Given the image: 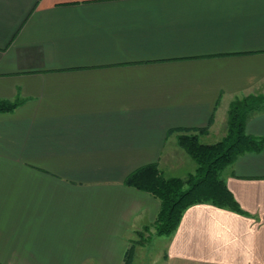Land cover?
<instances>
[{"label": "crops", "instance_id": "1", "mask_svg": "<svg viewBox=\"0 0 264 264\" xmlns=\"http://www.w3.org/2000/svg\"><path fill=\"white\" fill-rule=\"evenodd\" d=\"M264 96V0H0V264H126L160 200L126 184L197 167L183 130L223 138ZM249 134L264 138V105ZM214 143V142H210ZM223 177L242 211L200 203L167 236L174 264H264V148Z\"/></svg>", "mask_w": 264, "mask_h": 264}, {"label": "trees", "instance_id": "2", "mask_svg": "<svg viewBox=\"0 0 264 264\" xmlns=\"http://www.w3.org/2000/svg\"><path fill=\"white\" fill-rule=\"evenodd\" d=\"M19 104L20 100L0 99V112L13 111ZM263 105V95L235 99L228 111L227 133L214 143L201 142L200 134L207 132L206 128L195 132L183 130L178 142L197 163L196 170L187 177H166L155 163L128 175L126 184L147 191L160 200V210L154 223L158 235L173 233L184 212L196 204L212 203L242 211L223 173L239 156L263 150L264 138L246 131L248 116ZM133 250V247L127 250L126 264H134Z\"/></svg>", "mask_w": 264, "mask_h": 264}, {"label": "rangeland", "instance_id": "3", "mask_svg": "<svg viewBox=\"0 0 264 264\" xmlns=\"http://www.w3.org/2000/svg\"><path fill=\"white\" fill-rule=\"evenodd\" d=\"M221 139V136H214L212 139L205 140L203 138L201 139V142H217ZM131 237L132 241L129 248H134V264H174L169 261L165 255H163L167 246V236L158 235L155 230L154 223L145 224L144 226L140 227Z\"/></svg>", "mask_w": 264, "mask_h": 264}]
</instances>
